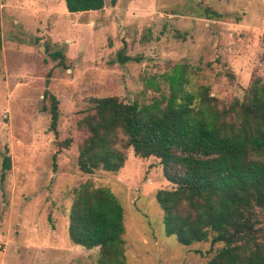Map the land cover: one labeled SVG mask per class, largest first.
<instances>
[{"label":"rangeland","instance_id":"1","mask_svg":"<svg viewBox=\"0 0 264 264\" xmlns=\"http://www.w3.org/2000/svg\"><path fill=\"white\" fill-rule=\"evenodd\" d=\"M0 26V264H96L98 248L68 238L83 183L121 204L126 264H206L221 245L182 246L164 232L158 160L128 149L117 173L84 174L77 163L88 134L78 123L98 99L148 105L168 96L178 68L186 92L205 87L225 106L242 99L254 77L264 79V0H105L100 11L73 14L64 0H0ZM56 51L64 65L50 57ZM47 79L59 102L56 134L43 110Z\"/></svg>","mask_w":264,"mask_h":264},{"label":"trees","instance_id":"2","mask_svg":"<svg viewBox=\"0 0 264 264\" xmlns=\"http://www.w3.org/2000/svg\"><path fill=\"white\" fill-rule=\"evenodd\" d=\"M64 4L73 14L100 11L105 0ZM50 57L64 65L61 52ZM129 60L118 53L120 64ZM181 72L178 68L177 77H169L168 96L148 105L108 97L81 112L78 124L88 137L79 148L78 169L84 174L117 173L128 149L140 159H157L168 183L155 193L167 236L182 246L221 245L206 264H264V79L254 77L242 99L225 106L205 87L194 94L184 91ZM48 83L43 92L48 107L43 110L49 113V130L56 134L59 102ZM10 168L5 157L2 169ZM123 233V208L113 193L91 183L73 190L71 243L98 248L96 264H126Z\"/></svg>","mask_w":264,"mask_h":264}]
</instances>
